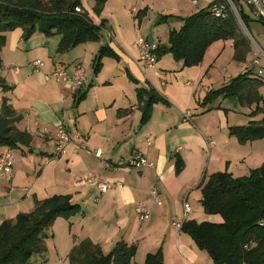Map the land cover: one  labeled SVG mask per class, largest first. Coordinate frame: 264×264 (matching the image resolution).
I'll return each mask as SVG.
<instances>
[{
	"label": "crops",
	"instance_id": "1",
	"mask_svg": "<svg viewBox=\"0 0 264 264\" xmlns=\"http://www.w3.org/2000/svg\"><path fill=\"white\" fill-rule=\"evenodd\" d=\"M78 1L90 18L95 15V0ZM178 7L176 3L173 12L161 11L151 16L152 10L145 0H107L100 16L95 15L97 21L105 20L100 40L79 45L62 55L57 53V35L45 37L36 33L23 41L20 29L6 34L0 51V78L12 90L0 91V102L2 97L8 99L21 117L17 128L28 132L32 140L29 148H0V154L9 150L13 159L11 176L0 177V222L30 212L35 199L71 196L79 212L67 220L56 219L47 233V251H51V259L58 264H63L61 258H66L83 240L98 245L104 254L120 241L133 245L135 264H144L146 255L159 250L163 264H213L187 234L176 232L171 222L176 218L181 223H221L219 215L220 221H212L204 213L201 183L215 173L243 177L263 163L264 139L242 144L229 134L232 127L259 125L263 114L251 116L253 109L236 100L217 99L208 111L201 102L209 91L237 75L246 71L254 75L256 68L249 67L254 57L264 67L258 50H264V25L250 13L248 27L256 47L251 48L244 62L233 60V45L229 41L221 46L222 50L214 49L220 45L212 44L195 67L183 68L169 54L158 58L152 68L144 66L138 60L139 50L134 41L138 36L149 41L157 36L159 46H166L169 32L182 26ZM161 16L168 19L158 23ZM171 22L175 24L164 34L163 27ZM250 24H254L256 38ZM102 46L111 49L118 60L103 58L95 75L92 60ZM37 59L45 63L42 73L32 71L31 63ZM75 63L85 67L86 78L79 91L85 95L78 103L67 84L49 76L55 66ZM140 87L155 90L168 102V106L155 104L144 125L140 124L135 91ZM259 93L264 105V82ZM186 111L190 112L188 119L183 116ZM59 125L70 133H79L85 139V150L75 152L70 146L65 156L54 157L53 141L42 134L44 130L55 131ZM136 153H142L152 168H132ZM120 160L125 168L107 167ZM176 160L183 164L179 173ZM87 176L109 183L110 190L100 194L96 187L75 185ZM153 187L160 195L159 206L147 198ZM138 204H144L148 210L147 220L138 219ZM48 256L33 257L31 264H42Z\"/></svg>",
	"mask_w": 264,
	"mask_h": 264
},
{
	"label": "trees",
	"instance_id": "2",
	"mask_svg": "<svg viewBox=\"0 0 264 264\" xmlns=\"http://www.w3.org/2000/svg\"><path fill=\"white\" fill-rule=\"evenodd\" d=\"M107 0H95L93 11L100 16ZM218 0H214L211 5ZM238 10L241 23L249 31L250 13L243 4L232 1ZM211 5L186 18L179 19L182 26L171 30L166 46H159L154 54L157 59L169 54L183 68L198 66L207 49L216 41H232L233 60L244 62L252 44L240 29L234 14L227 9L225 18H216L210 12ZM81 12H76V8ZM145 12V10H144ZM140 19L139 15L136 16ZM161 16L159 22L167 20ZM256 19V18H255ZM257 22L263 24L260 20ZM264 25V24H263ZM105 20L94 25L87 12L81 9L78 0H0V51L5 44L6 34L16 29L22 31L23 41L34 34L45 37L59 36L57 53L65 54L79 45L98 42ZM251 37V35H250ZM252 38V37H251ZM118 60L116 54L106 46L99 48L92 60L96 75L102 66V59ZM1 63V60H0ZM133 83H137L130 75ZM263 81L257 74L246 71L237 75L222 87L209 91L201 106L209 107L217 99L236 100L241 106L253 109L251 116L263 114V100L259 93ZM12 90L0 78V91ZM136 98L141 111L140 124L148 122L155 104L168 106V102L151 88H136ZM85 93L73 95L78 103ZM21 117L12 109L6 97L0 102V148L21 150L29 148L32 137L17 128ZM229 134L240 143L264 139V119L259 125L237 126ZM183 164L176 160V173ZM201 206L207 215H219L221 223L193 220L182 223L180 231L187 234L198 250L204 251L213 264H264V160L261 166L243 177H233L227 172L215 173L201 183ZM79 212V206L69 195H53L43 200H34V207L28 213H20L13 220L0 224V264H31L33 257L46 253L47 232L58 218L69 219ZM135 246L124 241L104 254L100 247L90 240H83L74 246L68 256L69 264H135ZM144 264H163L161 251L148 254Z\"/></svg>",
	"mask_w": 264,
	"mask_h": 264
},
{
	"label": "built area",
	"instance_id": "3",
	"mask_svg": "<svg viewBox=\"0 0 264 264\" xmlns=\"http://www.w3.org/2000/svg\"><path fill=\"white\" fill-rule=\"evenodd\" d=\"M190 4L196 5V0H187ZM239 4H244L252 9L254 17L260 20L264 24V0H235ZM227 9L231 10L234 15L238 10L234 6L232 0H218L213 3L210 7V12L216 18H225ZM76 12H81L80 8L75 9ZM236 17V16H235ZM237 19V18H236ZM238 21V19H237ZM252 47H256L253 39L249 36ZM134 44L139 50V62L148 68L154 67L157 57L154 54L155 50L159 45V38L155 36L151 41L144 37L138 36L134 41ZM259 50L260 55L264 58V50ZM249 67L256 68L257 74L260 79L264 82V67L261 66L259 58L254 57L249 64ZM31 68L33 73H42L45 68V63L42 60H34L31 63ZM15 72L18 70L13 68ZM49 76L56 82H62L68 85L69 93L75 94L84 87L86 78L85 70L80 63L75 64H61L55 66ZM264 115V109H263ZM184 118L188 119L190 117V112H184ZM43 136L48 137L54 143V153L53 156L56 158H61L67 154L68 147L73 146L75 152L85 150V139L79 133H70L63 125L57 126L55 131L49 132L44 130ZM148 141V140H147ZM95 156L101 158L100 153H95ZM132 168L136 170H142L144 168H152V164L147 161L142 153H136L132 157ZM13 159L11 152L9 150L4 151L0 154V177H10L12 174ZM107 167L115 168H125L126 165L123 161H118L116 164H108ZM75 185L79 186H93L100 192L104 194L108 192L111 188L109 183H104L99 181L96 177L87 176L76 181ZM147 198L156 205H161L160 195L156 187L151 188L148 191ZM189 211L187 205H185V212ZM135 213L140 221L147 220L149 218V212L146 210L144 204H138L135 207ZM264 223V222H263ZM172 227L176 232L181 228L182 223L180 220L174 218L171 222Z\"/></svg>",
	"mask_w": 264,
	"mask_h": 264
},
{
	"label": "rangeland",
	"instance_id": "4",
	"mask_svg": "<svg viewBox=\"0 0 264 264\" xmlns=\"http://www.w3.org/2000/svg\"><path fill=\"white\" fill-rule=\"evenodd\" d=\"M148 4H149V7H150V9L152 10V12H151V16H153V15H155L157 12L159 13V12H161V11H164V12H173L172 11V7H174V5L177 3L178 4V8H180V10H181V14L180 15H182L181 17H179V19H183V18H186V17H188V16H190V14L192 15V14H194V13H196V12H198V11H200V10H204V9H206V8H208L210 5H211V3H212V1H214V0H197V5H190V3H188L186 0H178V2H177V0H145ZM232 1H235V0H232ZM137 6H139V4L137 5ZM243 8L244 9H246L247 10V7H246V5H244L243 4ZM231 11V10H230ZM232 12V11H231ZM233 13V12H232ZM172 14V13H171ZM234 14V13H233ZM158 16V15H157ZM172 17H173V20H174V22L175 23H178V22H176L177 21V15L176 14H173V15H171ZM235 16V15H234ZM161 18V17H160ZM91 19L94 21V25H96V26H98L99 24H100V22L99 21H97V18L95 17V15H91ZM174 22H171V23H166V25L163 27V30L165 31L164 32V34H166V31L168 30V29H172V26L175 24ZM180 22V21H179ZM99 23V24H98ZM239 23V22H238ZM256 23V22H255ZM254 25V24H253ZM252 24H250V29L252 30L251 32V34H252V36H253V38L255 37L256 38V34H255V32H254V26H253ZM239 26H240V29H241V31L243 32V34L246 36V38H248V35L246 34V32L244 31V29L242 28V26L240 25V23H239ZM179 28V27H178ZM180 29V28H179ZM178 29V30H179ZM260 34H263V31L261 30V33ZM160 35H161V40H163V37H162V33H160ZM229 41L230 40H227V41H216V42H214L213 44H215V45H220V46H217V47H214V49L215 48H217V49H219V47H220V49L222 50V47L221 46H223V44H225V43H229ZM253 47H254V45H253ZM255 48V47H254ZM85 68V67H84ZM261 88V87H260ZM209 217V219L210 220H212V221H214V220H217V219H219V221H220V217L219 216H217V215H210V216H208ZM3 222V221H2ZM2 222H0V224L2 223ZM48 233V232H47ZM49 241H51V239H49ZM50 245V244H49ZM46 255H49L45 260H43V261H41V263L42 264H58V262L55 260H52L51 259V257H50V255H51V251L50 250H48L47 251V254L45 253V254H43V255H41V256H39V257H46ZM49 258V259H48ZM36 259H38V258H36ZM48 259V260H47ZM47 260V262L46 263H43V262H45ZM61 262L63 263V264H69L68 263V260H67V257L65 258V257H63V258H61Z\"/></svg>",
	"mask_w": 264,
	"mask_h": 264
},
{
	"label": "water",
	"instance_id": "5",
	"mask_svg": "<svg viewBox=\"0 0 264 264\" xmlns=\"http://www.w3.org/2000/svg\"><path fill=\"white\" fill-rule=\"evenodd\" d=\"M236 18L238 19V22L240 23V25L242 26V28L244 29V31L246 32V34L248 35V37L250 36L249 33L247 32V30L245 29V27L243 26V24L240 21L239 16L237 15V13L235 14Z\"/></svg>",
	"mask_w": 264,
	"mask_h": 264
}]
</instances>
